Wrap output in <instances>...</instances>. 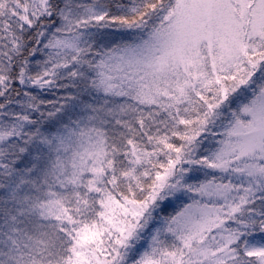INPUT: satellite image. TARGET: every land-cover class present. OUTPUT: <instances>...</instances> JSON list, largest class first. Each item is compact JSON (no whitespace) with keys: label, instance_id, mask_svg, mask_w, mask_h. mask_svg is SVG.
<instances>
[{"label":"snow or ice","instance_id":"1","mask_svg":"<svg viewBox=\"0 0 264 264\" xmlns=\"http://www.w3.org/2000/svg\"><path fill=\"white\" fill-rule=\"evenodd\" d=\"M0 264H264V0H0Z\"/></svg>","mask_w":264,"mask_h":264}]
</instances>
